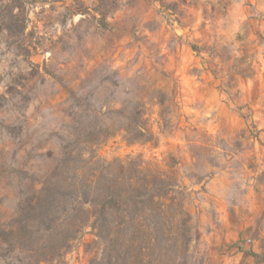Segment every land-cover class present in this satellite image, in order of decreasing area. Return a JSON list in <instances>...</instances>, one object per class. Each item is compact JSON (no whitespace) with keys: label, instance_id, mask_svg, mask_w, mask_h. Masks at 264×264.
Instances as JSON below:
<instances>
[{"label":"rangeland","instance_id":"374dc122","mask_svg":"<svg viewBox=\"0 0 264 264\" xmlns=\"http://www.w3.org/2000/svg\"><path fill=\"white\" fill-rule=\"evenodd\" d=\"M5 1L0 220L65 147L70 166L141 156L184 187L195 264H264L249 255L264 256V0ZM136 124L155 140L127 142L121 128ZM95 253L85 233L42 264Z\"/></svg>","mask_w":264,"mask_h":264},{"label":"trees","instance_id":"16d2710c","mask_svg":"<svg viewBox=\"0 0 264 264\" xmlns=\"http://www.w3.org/2000/svg\"><path fill=\"white\" fill-rule=\"evenodd\" d=\"M3 2L0 9L9 10ZM1 23L9 25L4 17ZM121 131L129 143L155 140L145 126ZM66 149L58 172L19 202L12 222L0 220V254L6 251L11 264H42L85 233L96 245L93 264L196 263L191 245L199 232L171 167L141 156L104 162L81 153L82 165L70 166ZM249 255L264 263V256ZM3 260L0 256V264Z\"/></svg>","mask_w":264,"mask_h":264}]
</instances>
